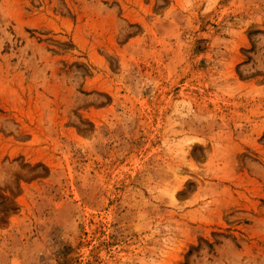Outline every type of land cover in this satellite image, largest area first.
<instances>
[{
    "label": "rangeland",
    "instance_id": "obj_1",
    "mask_svg": "<svg viewBox=\"0 0 264 264\" xmlns=\"http://www.w3.org/2000/svg\"><path fill=\"white\" fill-rule=\"evenodd\" d=\"M0 264H264V0H0Z\"/></svg>",
    "mask_w": 264,
    "mask_h": 264
}]
</instances>
